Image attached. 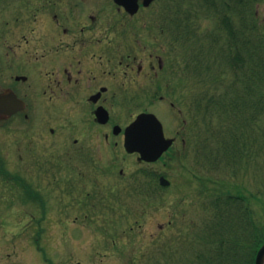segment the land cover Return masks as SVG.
I'll use <instances>...</instances> for the list:
<instances>
[{"label":"rangeland","instance_id":"rangeland-1","mask_svg":"<svg viewBox=\"0 0 264 264\" xmlns=\"http://www.w3.org/2000/svg\"><path fill=\"white\" fill-rule=\"evenodd\" d=\"M218 1H220L218 8H221L222 2ZM230 1L234 4V0ZM206 3L205 0L164 1L165 10L169 6L176 7V4H179L182 15H191L189 9L194 11L192 12L194 22L201 31L211 30L217 21L215 18L217 15L214 13L210 15L211 10L206 7ZM247 6L249 15L247 21L256 26L247 29L240 40L249 51L248 58L252 53L257 61L260 51L262 60L264 0H248ZM231 7L232 10L229 8V11L232 20L239 24L242 13L237 9L234 11V5ZM172 16L176 18L178 13ZM142 24L138 25L137 21H133V26L136 25L139 29H144ZM183 29L187 32V28ZM203 38L205 44L209 42V37ZM140 39L141 44H136L139 58L145 59L147 56V59L153 62V57L158 53L162 57L164 67L169 63L172 70H175L173 67L176 61L182 70L186 57L191 53L185 52V47H180V43L185 42L183 37L175 43H171L170 36L165 33L163 36L145 35ZM171 48H175L174 51H169ZM157 70L159 71L158 66ZM146 71L147 74L143 75L141 80L147 76L153 77L148 75L149 69ZM168 76L169 71L163 69L155 78L167 77L172 88L176 77ZM232 76L229 70L223 78L227 81L233 79ZM194 78L195 75L192 73L188 83ZM197 78L206 82L200 83L198 90L204 88L207 91V88H211L209 77ZM141 80L138 83H142ZM176 90L179 91L180 87ZM181 92L183 93L177 102L176 96L172 95L167 101L160 102L157 99L151 104L144 103L168 124L171 135L184 125L182 118L190 119L196 112V109L190 106L192 97L189 88H183ZM171 101L175 102V106ZM131 104L129 108L123 107L122 111L120 109L117 118L128 121L144 107L138 100ZM50 113L51 111L46 114L45 127L50 124L48 118L53 115ZM37 117L38 121L39 116ZM77 122L78 118H75V123ZM51 124H54L52 118ZM185 126L188 127L186 130L191 132V125L187 123ZM28 128H32L30 124ZM72 129L74 127L69 126L65 132ZM18 136L0 129V160L4 163L6 171L12 175L22 176L36 192L37 189L40 190L45 207L41 206L39 200L27 196L21 183L0 172V264H173L176 257L185 253L188 257H195L200 244H204L209 252L215 243L211 247L208 243L210 238L204 240L200 235L206 234L208 237L209 234L205 227H208V220L212 216L208 210L211 206L212 193L217 187L215 178L227 179L230 184L242 186V192L250 198L244 205L249 203L258 223L257 227L264 226V112L260 117L258 140L254 130L248 133L251 137V141L248 142L250 147L257 149L260 171L258 173L255 171L253 167L256 165L253 161L246 169L242 165L244 170L237 173L220 166L210 170L203 169L201 175L203 181L196 177L200 172L197 168L199 166L193 165L202 161L204 154L194 157L191 162L193 165L182 163L181 154L190 145L187 144V148H184L180 141L156 163H143L139 162L135 155H128L125 158L126 151L120 144L117 149L105 148L97 138V142L88 145L90 148H85L86 154L94 150L93 157L96 159L94 165L98 167L94 171L85 156L81 159L74 149H67L66 136L62 137L59 144L58 141H49V137L37 133L36 150H30L28 147L23 150L21 149L23 145L21 148L15 145L14 139ZM211 143L212 140L206 145L203 142L197 143V148L214 147V143L212 145ZM56 150L59 151L57 153L61 159H66L59 167L51 162V159L57 158V153L53 152ZM110 164L115 165L109 166ZM120 168L124 169V175L118 171ZM163 173L171 183L163 189L160 187L161 191L156 193L159 174ZM53 176L60 178L63 184H55ZM49 186L56 187L54 191H48ZM204 187L202 191L201 188ZM228 187L236 192L234 186ZM131 188H136L137 191L128 192ZM254 194L258 197L254 198ZM234 208L241 210L242 206ZM228 227H231L230 223L225 226ZM236 232L237 234H228V238L248 236L243 235L245 233L242 230ZM247 241L250 240L240 238V242L244 244L243 250L251 251L253 246L245 244ZM189 242L193 244L188 245ZM224 254L225 251L221 252L220 261L222 264L225 262L228 264L231 257L227 258ZM172 255L174 258L168 261ZM193 264L198 262L194 260Z\"/></svg>","mask_w":264,"mask_h":264},{"label":"flooded vegetation","instance_id":"flooded-vegetation-1","mask_svg":"<svg viewBox=\"0 0 264 264\" xmlns=\"http://www.w3.org/2000/svg\"><path fill=\"white\" fill-rule=\"evenodd\" d=\"M164 12V0H0V94L3 108L12 112L0 114L1 130L19 138L21 128L29 130L26 140L33 143L39 112L47 117L51 111L73 116L69 123L81 135L76 143L96 142L103 128L110 140L117 125L113 103L164 97L155 65L145 64L136 46L141 37L159 34L155 22L164 21ZM147 69L153 77L141 80ZM99 106L110 110L104 124L96 117Z\"/></svg>","mask_w":264,"mask_h":264},{"label":"trees","instance_id":"trees-1","mask_svg":"<svg viewBox=\"0 0 264 264\" xmlns=\"http://www.w3.org/2000/svg\"><path fill=\"white\" fill-rule=\"evenodd\" d=\"M247 4L248 0H234V5H236L239 9H241L243 5L247 7ZM224 23L228 26V34L216 35L214 41L209 47V50L211 54L212 52L215 53L218 46H220L223 50L221 51L218 58L229 60L230 65L235 70L234 73H237L235 75L236 81H232L228 85L230 87L227 86L226 93L224 92L221 94L223 100V108L221 109L227 113V116H230L231 122L235 125L234 128H223V126H221L218 132L221 135H225L230 132L234 141L236 140V142L245 143L244 141H246V139L243 137L244 132L240 131L239 129L243 125L254 124V122H256V118L258 116L261 117V113L264 112V55H262L261 60V53L259 51V58L257 61L251 66H248L246 62V56L248 54L247 47L244 46L242 42H240V39L237 36L236 23L230 17L224 19ZM251 27L255 28V24ZM222 41L225 43V45L222 43ZM262 42L264 44V37ZM243 49H245L246 53H242L241 50ZM224 50L225 52L223 53ZM213 64H215L216 67L219 66V64L216 63V60L213 62ZM242 71L243 73H241ZM237 80L241 82L240 90L236 88L238 84ZM212 233L215 234L214 236H211V238L214 239H210L208 243L211 244V247L213 246V243H215V245L213 248H211V250L209 249V252L207 250H199L196 253L195 258H191V260H185L183 256L176 257V260L173 261V264H193L194 260H196L198 264H222L220 261V256L221 252L224 251L225 256L228 255V258L231 257L228 264H254L253 260H245L242 263L237 261V248L230 242L223 241L222 229L213 232L211 231L210 235H212ZM200 249L205 248L202 247ZM173 258V255L170 256V260L168 261H171ZM224 264H227V262Z\"/></svg>","mask_w":264,"mask_h":264},{"label":"water","instance_id":"water-1","mask_svg":"<svg viewBox=\"0 0 264 264\" xmlns=\"http://www.w3.org/2000/svg\"><path fill=\"white\" fill-rule=\"evenodd\" d=\"M150 124L153 139L148 144L146 125ZM172 141L166 140L163 133L162 124L154 114H141L137 120L126 130V147L129 151H140L142 158L155 160L164 150L168 148ZM256 264H264V245L259 250L256 257Z\"/></svg>","mask_w":264,"mask_h":264}]
</instances>
